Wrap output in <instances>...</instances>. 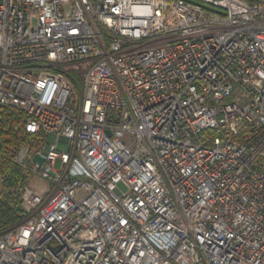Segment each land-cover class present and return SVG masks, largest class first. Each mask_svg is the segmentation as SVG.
<instances>
[{
	"label": "built area",
	"instance_id": "obj_1",
	"mask_svg": "<svg viewBox=\"0 0 264 264\" xmlns=\"http://www.w3.org/2000/svg\"><path fill=\"white\" fill-rule=\"evenodd\" d=\"M0 107V264H264V0H0Z\"/></svg>",
	"mask_w": 264,
	"mask_h": 264
},
{
	"label": "trees",
	"instance_id": "obj_2",
	"mask_svg": "<svg viewBox=\"0 0 264 264\" xmlns=\"http://www.w3.org/2000/svg\"><path fill=\"white\" fill-rule=\"evenodd\" d=\"M22 134L23 126L17 113L0 107V177L7 188L0 201V227L14 226L24 219L21 201L15 196L16 184L23 177V173L22 169L12 162L8 151L11 146L17 147L21 142H29V135Z\"/></svg>",
	"mask_w": 264,
	"mask_h": 264
},
{
	"label": "rangeland",
	"instance_id": "obj_3",
	"mask_svg": "<svg viewBox=\"0 0 264 264\" xmlns=\"http://www.w3.org/2000/svg\"><path fill=\"white\" fill-rule=\"evenodd\" d=\"M55 142H56V137L54 135H51L48 139V143L52 145V144H55ZM65 149H66V145H64L63 143L59 144V150H65ZM38 160L41 161L40 158ZM59 167H60V161H58V163H57V168H59ZM35 184H36L37 188L40 190H44L46 188L45 184L40 182V181H36L34 183V185Z\"/></svg>",
	"mask_w": 264,
	"mask_h": 264
}]
</instances>
